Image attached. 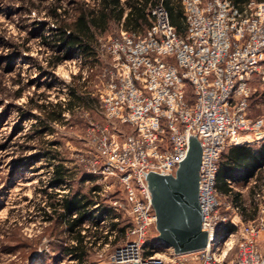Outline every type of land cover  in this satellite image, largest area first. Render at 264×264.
<instances>
[{"label":"built area","instance_id":"1","mask_svg":"<svg viewBox=\"0 0 264 264\" xmlns=\"http://www.w3.org/2000/svg\"><path fill=\"white\" fill-rule=\"evenodd\" d=\"M181 8L184 28L179 31L160 1L148 3L149 25L134 32L120 22L118 34L99 39V58L89 68L98 65L95 88L87 92L99 98L105 122L87 133L92 146L87 171L118 179L123 196L113 204L130 218L127 238L113 247L105 264H264L263 180L227 178L223 184L240 193L245 207L243 193L249 190L256 214L244 220L240 203L219 189L217 179L226 146L251 141L242 138L248 134L256 142L264 139V117L247 114L249 80L264 74V0H252L242 10L230 0H181ZM73 55L74 66L84 64L81 55ZM87 77L83 70L81 80ZM114 120L131 131L117 129ZM190 134L201 145L198 200L207 243L186 253H148L155 214L145 173H174ZM226 223L233 228L224 229ZM88 227L86 217L80 230L84 242ZM103 233L99 248L109 244L114 231Z\"/></svg>","mask_w":264,"mask_h":264},{"label":"rangeland","instance_id":"2","mask_svg":"<svg viewBox=\"0 0 264 264\" xmlns=\"http://www.w3.org/2000/svg\"><path fill=\"white\" fill-rule=\"evenodd\" d=\"M51 1L0 0V264H105L113 247L127 238L125 230L130 218L124 208L115 209L113 204L123 196L118 179L91 175L87 171L86 156L92 149L87 133L105 122L100 104L77 107L72 113L65 112L62 122L52 123V133L38 135L33 131L39 112L31 107L30 98L37 102L64 100L67 84L82 82L73 78L74 70L81 76L82 71L87 70L84 90L92 92L97 82L98 65L93 67V71L89 68L94 64L76 62L74 66L71 59L76 58L74 55L49 69L47 78L52 87L42 82L44 70L49 68L47 57L51 50L42 42L41 28L53 23L45 16ZM67 1L63 0V3ZM119 29V24L112 23L100 38L116 35ZM47 30L45 28L44 33ZM37 82L42 84L37 86ZM249 83L252 91L247 114L252 118L264 117V102L256 95L264 88V74L254 73ZM18 88H22L20 95L16 93ZM113 123L121 131H131L129 125L116 120ZM250 137L253 135H244L243 140L248 138L251 141L242 143L254 144L255 139ZM48 140L57 142L59 155L56 160H61L70 169V185L59 187V191L85 194L91 202L86 211L90 227L85 231L87 248L83 261L67 253L65 247L72 242L59 231L58 225L44 221L40 211V207L45 205L41 188L46 185L51 170L44 165L45 159L40 157V151ZM33 166H37V171ZM243 195L248 200L247 208H250L253 200L249 190ZM106 229H112L114 233L109 244L99 248L96 241L103 238ZM156 235V229L149 232L147 252L169 255L172 248L165 247ZM89 241L93 243L89 244ZM260 244L263 251L264 234ZM195 262L189 260L188 264Z\"/></svg>","mask_w":264,"mask_h":264},{"label":"trees","instance_id":"3","mask_svg":"<svg viewBox=\"0 0 264 264\" xmlns=\"http://www.w3.org/2000/svg\"><path fill=\"white\" fill-rule=\"evenodd\" d=\"M161 2L169 13L170 22L181 31L184 28L182 18L181 0H52L47 6L45 16L51 18L50 26L43 25L41 28V39L51 50L48 54L46 72L43 73L42 82L47 87H52L48 80L49 69L62 60L78 53L83 58L84 64H96L98 56L99 39L107 32L112 23L122 22L124 29L141 32L149 25L146 15L148 3ZM252 0H230L233 6L242 10ZM255 2L261 0H253ZM45 28H48L45 32ZM43 71L41 66H38ZM79 81L80 74L73 75ZM42 82H37L39 86ZM85 81L78 84H67V97L64 100H48L37 102L30 98L31 107L36 109L37 124L33 125L35 134L53 132L52 123L62 122L65 112H73L75 108H86L100 104L99 98L91 95L83 89ZM18 88L17 95L21 94ZM257 97L264 102V88L256 92ZM46 147L40 151V157L45 159L46 167H51L46 185L41 188L44 195V206L40 207L44 221L54 223L60 227V232L75 243L65 247L67 253L73 255L77 260L83 261L86 256L84 235L80 230L86 211L91 202L85 194L78 192H60L56 188L70 185V169L64 162L58 159L59 152L56 141L48 140ZM264 139L254 144H235L226 146L218 161L217 179L219 189L232 196L234 202H239L241 213L245 219L253 218L256 208L252 205L245 207L239 192L230 191L223 184L227 178H236L246 181L251 176L262 179L264 183ZM34 169L37 166H33ZM37 171V169L35 170ZM48 188L51 189L48 191ZM47 207V209H46ZM75 214V216L73 215ZM230 223H226L224 229H232ZM150 252V251H148Z\"/></svg>","mask_w":264,"mask_h":264},{"label":"water","instance_id":"4","mask_svg":"<svg viewBox=\"0 0 264 264\" xmlns=\"http://www.w3.org/2000/svg\"><path fill=\"white\" fill-rule=\"evenodd\" d=\"M188 144L187 153L174 173H145L155 214L156 237L177 254L198 250L207 243L198 200L201 145L195 134L189 135Z\"/></svg>","mask_w":264,"mask_h":264},{"label":"crops","instance_id":"5","mask_svg":"<svg viewBox=\"0 0 264 264\" xmlns=\"http://www.w3.org/2000/svg\"><path fill=\"white\" fill-rule=\"evenodd\" d=\"M239 219V217H238V215H235L234 216V220L235 221H237ZM242 219H244V220H246L244 217H243V215H242ZM248 219V218H247ZM70 241L72 242V243H75V241L73 240V239H70ZM85 243V242H84ZM86 247V246H85ZM87 248V247H86Z\"/></svg>","mask_w":264,"mask_h":264}]
</instances>
